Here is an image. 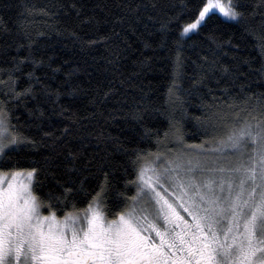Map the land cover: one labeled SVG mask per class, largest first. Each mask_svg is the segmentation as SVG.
<instances>
[{
    "label": "trees",
    "instance_id": "obj_1",
    "mask_svg": "<svg viewBox=\"0 0 264 264\" xmlns=\"http://www.w3.org/2000/svg\"><path fill=\"white\" fill-rule=\"evenodd\" d=\"M244 4L182 36L189 0H0V109L23 138L0 168H36L38 194L71 188L80 208L101 185L109 208L133 194L138 155L179 145L177 129L199 145L225 131L214 111L232 123L264 103V0Z\"/></svg>",
    "mask_w": 264,
    "mask_h": 264
},
{
    "label": "snow or ice",
    "instance_id": "obj_2",
    "mask_svg": "<svg viewBox=\"0 0 264 264\" xmlns=\"http://www.w3.org/2000/svg\"><path fill=\"white\" fill-rule=\"evenodd\" d=\"M189 3L195 15L182 35L217 13L245 15L244 0ZM257 100L232 123L214 111L208 126L225 131L199 145L185 144L177 129L176 150L138 155L133 194L119 193L112 208L105 185L80 208L71 188L38 194L36 168H0V264H264V103ZM21 139L0 109V157Z\"/></svg>",
    "mask_w": 264,
    "mask_h": 264
},
{
    "label": "rangeland",
    "instance_id": "obj_3",
    "mask_svg": "<svg viewBox=\"0 0 264 264\" xmlns=\"http://www.w3.org/2000/svg\"><path fill=\"white\" fill-rule=\"evenodd\" d=\"M217 14H219V13H217ZM221 17H223L221 14H219ZM225 20H227V21H231V22H236V21H238V20H230V19H227V18H225V17H223ZM204 23V22H203ZM202 23V24H203ZM199 29V28H198ZM198 29H196V30H193L192 32H190V33H188V34H185V35H182V36H188V35H191V34H193V33H195V32H197L198 31ZM220 132H224V131H220ZM219 132V133H220ZM221 133V134H222ZM177 142V141H176ZM14 146V145H13ZM13 146H11V148L8 150V151H10L12 148H13ZM178 147H180V145H176V146H174V147H172L170 150H166V151H164L163 153H169V152H171V151H173V150H176ZM7 151V152H8ZM1 158L2 157H0V162H1Z\"/></svg>",
    "mask_w": 264,
    "mask_h": 264
}]
</instances>
